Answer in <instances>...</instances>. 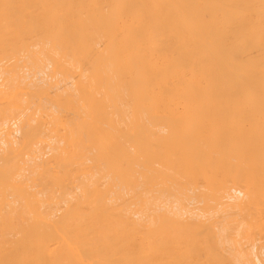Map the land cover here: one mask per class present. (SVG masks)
<instances>
[{"label":"bare ground","instance_id":"1","mask_svg":"<svg viewBox=\"0 0 264 264\" xmlns=\"http://www.w3.org/2000/svg\"><path fill=\"white\" fill-rule=\"evenodd\" d=\"M0 264H264V0H0Z\"/></svg>","mask_w":264,"mask_h":264}]
</instances>
